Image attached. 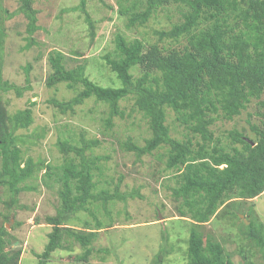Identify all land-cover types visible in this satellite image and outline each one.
<instances>
[{
  "label": "trees",
  "instance_id": "obj_1",
  "mask_svg": "<svg viewBox=\"0 0 264 264\" xmlns=\"http://www.w3.org/2000/svg\"><path fill=\"white\" fill-rule=\"evenodd\" d=\"M129 1L130 6H121L120 10V15L128 18V29L144 26L159 13L165 14L167 9L175 7L180 15L179 23L155 35L160 42L171 40L181 46L150 44L146 47L140 39L116 36L114 55L105 59L120 83L117 87L98 85L86 75L84 65L68 68L66 56L53 50L48 55L51 73L46 86L54 88L66 84L69 89L79 91L69 101L52 99L50 103L66 114L74 113L76 107L93 98L108 107L107 125L112 128L114 118L124 115L120 103L132 98L135 109L146 119L151 136L144 146L128 141L123 144L124 149L135 153L140 160L162 147L167 148L166 166L175 173L177 182L171 189L172 198L178 203L179 217L191 221L185 264H235L221 243L201 231L216 217L232 216L239 220L245 229V238L264 257V225L257 221L247 225L239 215L244 202L264 193V119L261 125H251L254 140L234 129L227 133L229 143L223 144L212 130L217 121L232 122L253 100L260 101L264 95V0ZM33 4L34 0H21L17 12L9 13L2 9L0 2V188L11 193L12 206L21 193L34 189L25 184L34 178L39 165L31 158L24 160L17 135L33 124L35 104L30 103L26 109L10 114L4 102V94L14 92L21 98L32 86L30 65L25 68V86L3 79L7 36L3 16L8 19L22 14L27 19L29 42L26 48L29 49L32 36L39 30L38 13ZM86 5L87 0H80L79 9L75 10L86 15V23L93 29ZM169 16L168 12L166 18ZM135 71L139 73L136 76ZM169 112L193 134L192 138L180 141L171 137ZM99 145V140L91 141L85 136L78 145L60 142L64 163L46 168L45 178L54 179L61 186V208L56 216L46 219L53 229L48 234L44 252L37 255L39 264H47L53 253L62 250L66 238L82 248L92 244L98 233L89 231V223L84 225L86 231L77 232L67 227L78 213L88 211L89 204L101 201L107 208L110 202L134 197V194L123 195L118 189L114 193L95 192L94 171L104 158L88 157L87 153ZM96 226L95 230L103 228L98 221ZM9 237L6 228L1 226L0 264H19L22 252L9 249ZM162 262L161 252L153 264Z\"/></svg>",
  "mask_w": 264,
  "mask_h": 264
},
{
  "label": "rangeland",
  "instance_id": "obj_2",
  "mask_svg": "<svg viewBox=\"0 0 264 264\" xmlns=\"http://www.w3.org/2000/svg\"><path fill=\"white\" fill-rule=\"evenodd\" d=\"M20 1L0 2L2 9L15 13ZM79 3L80 0H34L39 30L32 36L33 43L29 49L26 48L29 42L27 19L22 14L8 19L5 14L3 16L7 34L3 50V79L25 86V68L30 65L32 86L21 98L14 92L4 94V102L10 114L26 109L30 103L35 104L33 124L17 135L24 160L33 159L39 169L25 184L34 189L21 193L13 206L9 190L0 188V227L4 226L9 233L12 243L9 249L21 250L19 264H39L37 255L44 252L48 234L53 229L46 219L56 216L61 208V186L54 179L45 178L46 168L64 163L60 142L78 145L81 137L85 136L88 140L100 141V145L87 156L104 158L99 162L98 170L94 171L95 192L108 190L114 193L118 189L119 193L134 194V197L110 202L107 208L101 201L89 204L88 211L78 213L67 227L77 232L86 231L84 225L87 222L91 228L89 231L98 233L95 240L88 248H82L66 238L63 249L53 253L47 264H153L161 252L162 264H185L191 221L179 217L178 203L172 198L171 189L177 182L175 173L166 166L167 148L162 147L140 160L135 153L124 149L123 144L128 141L144 146L151 136L146 119L134 107V100L130 98L120 103L124 115L114 118L113 127L108 128L109 110L105 104L92 98L76 107L74 113L62 114L50 101H69L79 89H69L66 84L54 88L46 86L51 73L48 55L53 50L66 56L68 68L86 66V75L98 85L120 86L105 59L114 55L116 36L140 39L146 47L150 44L179 47L180 44L171 40L160 42L155 32L170 30L176 22L179 23L180 15L175 7H171L144 26L128 29V18L121 16L120 10L121 6L129 7L131 1L87 0L86 12L93 22L91 29L86 23V15L75 10L79 9ZM168 12L170 16L166 18ZM181 43L185 41L181 40ZM137 71L133 72L135 76L139 74ZM262 103L264 95L260 101L253 100L247 110L232 122L217 121L212 126L216 137L223 144H228L227 133L236 129L254 140L251 125H261L264 119L259 115H264ZM168 125L174 139L184 141L193 137L176 121L173 112L168 114ZM239 215L247 225L251 221L264 225V193L244 202ZM97 221L103 224L101 230H95ZM201 231L221 243L235 264H264L260 250L245 238V229L232 216L216 217Z\"/></svg>",
  "mask_w": 264,
  "mask_h": 264
}]
</instances>
